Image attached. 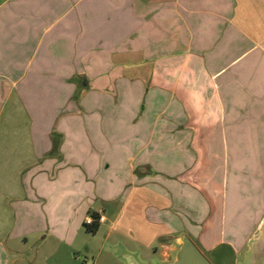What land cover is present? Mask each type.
Returning <instances> with one entry per match:
<instances>
[{
	"label": "crops",
	"instance_id": "crops-1",
	"mask_svg": "<svg viewBox=\"0 0 264 264\" xmlns=\"http://www.w3.org/2000/svg\"><path fill=\"white\" fill-rule=\"evenodd\" d=\"M91 212V256L188 237L237 263L264 219V0H0V264Z\"/></svg>",
	"mask_w": 264,
	"mask_h": 264
},
{
	"label": "rangeland",
	"instance_id": "rangeland-1",
	"mask_svg": "<svg viewBox=\"0 0 264 264\" xmlns=\"http://www.w3.org/2000/svg\"><path fill=\"white\" fill-rule=\"evenodd\" d=\"M104 234L93 236L87 234L82 224L79 225V231L71 229L69 233L60 235L49 234L45 238L33 239L28 242L27 249L21 259L22 264H115L113 261L106 260L105 255L97 256L93 252L92 256L87 252L90 250H99ZM74 239L73 247L69 245V241ZM59 242V249L56 255L49 258L44 246L48 243ZM210 264H234L235 258L226 248H218L214 253L204 255ZM79 257V261L77 258ZM97 258V259H96Z\"/></svg>",
	"mask_w": 264,
	"mask_h": 264
},
{
	"label": "water",
	"instance_id": "water-1",
	"mask_svg": "<svg viewBox=\"0 0 264 264\" xmlns=\"http://www.w3.org/2000/svg\"><path fill=\"white\" fill-rule=\"evenodd\" d=\"M117 256L125 264H142L136 255L127 253L122 248L117 251ZM155 264H210V262L188 237H182L175 245L171 260ZM236 264H264V219L248 240Z\"/></svg>",
	"mask_w": 264,
	"mask_h": 264
},
{
	"label": "trees",
	"instance_id": "trees-1",
	"mask_svg": "<svg viewBox=\"0 0 264 264\" xmlns=\"http://www.w3.org/2000/svg\"><path fill=\"white\" fill-rule=\"evenodd\" d=\"M90 217L92 220L90 223L84 225V229L86 232L93 235L96 233V231L98 229L99 217L97 214H95L93 212L90 213Z\"/></svg>",
	"mask_w": 264,
	"mask_h": 264
},
{
	"label": "built area",
	"instance_id": "built-area-1",
	"mask_svg": "<svg viewBox=\"0 0 264 264\" xmlns=\"http://www.w3.org/2000/svg\"><path fill=\"white\" fill-rule=\"evenodd\" d=\"M82 264V263H81Z\"/></svg>",
	"mask_w": 264,
	"mask_h": 264
}]
</instances>
